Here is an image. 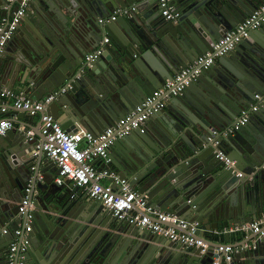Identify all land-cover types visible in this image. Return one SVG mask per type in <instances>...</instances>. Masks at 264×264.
<instances>
[{
  "label": "water",
  "instance_id": "95a60500",
  "mask_svg": "<svg viewBox=\"0 0 264 264\" xmlns=\"http://www.w3.org/2000/svg\"><path fill=\"white\" fill-rule=\"evenodd\" d=\"M20 1L0 0V22L12 16ZM38 2L44 12L23 19L0 55V77L40 100L69 85L48 109L66 129L82 125L95 134L212 51L227 31L264 4L172 0L180 16L166 19L159 0ZM131 6L136 9L130 15L99 22ZM105 33L111 40L104 52L87 62L86 53ZM257 101L258 111L224 136L222 131ZM16 112L20 118L27 113ZM27 131L15 127L0 136V142L8 143L0 156V227L12 234L31 225L24 233L26 264H214L219 245L230 242V227L264 216V23L168 99L143 126L116 139L109 151L112 167L129 177L151 205L198 220L214 233L223 229L225 242L215 241L213 234L205 235V250L180 245L118 219L91 198L71 197L66 184L55 183L60 168ZM219 149L236 160L235 167H226L217 157ZM26 194L29 205L22 213ZM8 234L0 237V264H9L13 239ZM255 238L249 239L251 247L234 253V264H264V238Z\"/></svg>",
  "mask_w": 264,
  "mask_h": 264
},
{
  "label": "built area",
  "instance_id": "2783aa9c",
  "mask_svg": "<svg viewBox=\"0 0 264 264\" xmlns=\"http://www.w3.org/2000/svg\"><path fill=\"white\" fill-rule=\"evenodd\" d=\"M15 1L9 0V2ZM30 1L21 0L12 16L5 17L0 22V55L7 43L14 37ZM159 3L162 7V15L166 19H177L180 16L172 0H159ZM135 9V6L118 8L111 15L99 18V22L104 25L117 20L119 16L130 15ZM263 23L264 4L235 28L227 31L223 37L216 41L212 51L203 53L192 64L182 68L173 79L168 80L165 85L148 95L135 109L99 134L86 128L70 131L47 111L51 101L65 92L69 85L62 87L44 100L32 99L23 92L0 85V98L4 100V104L0 107V136L15 128L14 120L8 116L11 109L13 111L23 110L31 116H39L44 139H34L35 133L31 129L27 131V136L34 140L36 147L45 151L47 156L60 168L55 177V183L60 186L66 184L72 191L71 197L85 194L110 210L118 219L125 220L141 229L166 236L180 245L203 247L205 250L209 247L205 235L210 236L214 232L206 229L198 220H189L174 212L158 209L151 205L131 184L129 177L120 175L112 167L109 151L116 139L123 138L132 130L143 126L151 115L165 107L168 99L181 94L204 70L211 67L217 58L233 50L241 40L249 37L252 30L258 29ZM110 40V35L105 33L99 45L86 53L85 60L92 62L99 58ZM256 98L259 100L261 95L256 94ZM259 107V101L253 103L249 110L243 111L244 115L241 119L222 131V134L226 136L233 129L245 124L250 112L258 111ZM214 133L219 134L217 130ZM218 143L219 141L216 140L215 144ZM217 157L225 163L226 167H235L236 160H232L224 150L219 149ZM97 158L100 159L99 163L94 162ZM236 173L240 176L244 175L241 169H237ZM28 205L29 194H26L20 203V212L24 213ZM9 230L7 227H0V234H8ZM30 230V224H27L25 229L12 230L15 238L10 245L9 264H26L28 239L24 233ZM230 230L245 233L250 230L256 235L255 239L264 238V216L241 226L230 227ZM248 246L251 247L252 244L225 243L219 245L220 254L215 258L214 264H234V253L249 248Z\"/></svg>",
  "mask_w": 264,
  "mask_h": 264
},
{
  "label": "crops",
  "instance_id": "0c3cea01",
  "mask_svg": "<svg viewBox=\"0 0 264 264\" xmlns=\"http://www.w3.org/2000/svg\"><path fill=\"white\" fill-rule=\"evenodd\" d=\"M18 6H19V3H17L16 8ZM44 10H45L44 5L41 2H38V0H31L29 2L28 6H27L26 13H25L24 17L22 18V21H23V19H27V17L30 14L32 16H35V15L40 14V13L42 14L44 12ZM13 13H14V11H13ZM21 26H23V22L21 23ZM15 34H16V32H15ZM15 34H14V36H15ZM95 48L94 47L90 48L89 52L94 50ZM134 56H136L138 58L139 54L138 55H134ZM4 80H6V81H4ZM1 81L2 82H6V85L3 84ZM0 85L3 86V87L11 88L13 90L22 92L21 90H19L17 88H12L11 86H13V85L11 83H9V81L7 79L1 78V77H0ZM3 104H4V100H3V98H0V107ZM47 111H49L52 115L54 114L53 111L51 110V108H49ZM18 115L19 114H17V112L13 111L12 109L8 113V116L14 120L15 127L17 128V131L18 132H22V131H24L25 128L26 129L28 128V130L31 129L35 133V135H34L35 138L34 139L41 140L42 139L41 137H43V136H42V132H41V125H40L39 116H31L30 114L25 113L24 115H21L22 117L20 118ZM53 116H55V115H53ZM164 117H166V115H164ZM57 120L63 125L61 119L57 118ZM65 126L67 127V125H65ZM78 128L81 129V128H86V127H84L82 125H79ZM69 130L76 131L74 129H69ZM90 131L95 133L92 130H90ZM25 134L27 136L26 132H25ZM4 144H6V146L8 145V143L6 141L3 142V140H2L0 142V156L2 155L3 151H5V149H6ZM76 198L77 199H82V198H90V197L85 195V194H81V195H78V197H76ZM91 200L94 201L92 198H91ZM228 231L230 232V235H229L230 242L229 243H233L235 245L239 244V243L246 242L247 240L251 239V237H253V235H254V234L248 235L247 233L242 232V231H232V230H230V228L228 229ZM8 235L12 239L15 238L14 234H8ZM3 236H5V235L4 234H0V237H3ZM214 236H215V241H217V242H221V241L225 242L226 236L224 235L223 229L215 231ZM3 239H5V238L3 237ZM248 242H250L249 244H253V240H249Z\"/></svg>",
  "mask_w": 264,
  "mask_h": 264
},
{
  "label": "flooded vegetation",
  "instance_id": "af4514ba",
  "mask_svg": "<svg viewBox=\"0 0 264 264\" xmlns=\"http://www.w3.org/2000/svg\"><path fill=\"white\" fill-rule=\"evenodd\" d=\"M15 5H17V4H15Z\"/></svg>",
  "mask_w": 264,
  "mask_h": 264
}]
</instances>
